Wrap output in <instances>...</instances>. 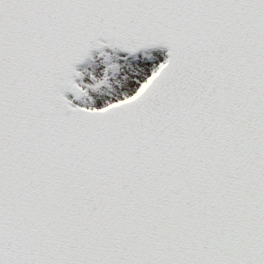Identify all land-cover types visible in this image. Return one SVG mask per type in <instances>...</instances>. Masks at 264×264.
I'll use <instances>...</instances> for the list:
<instances>
[{
    "label": "snow or ice",
    "instance_id": "snow-or-ice-1",
    "mask_svg": "<svg viewBox=\"0 0 264 264\" xmlns=\"http://www.w3.org/2000/svg\"><path fill=\"white\" fill-rule=\"evenodd\" d=\"M0 264H264V0H0Z\"/></svg>",
    "mask_w": 264,
    "mask_h": 264
}]
</instances>
